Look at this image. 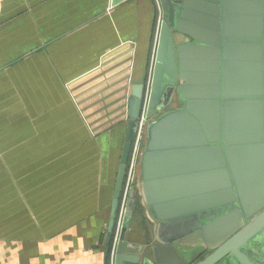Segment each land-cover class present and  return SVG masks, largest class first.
<instances>
[{
    "label": "crops",
    "instance_id": "1",
    "mask_svg": "<svg viewBox=\"0 0 264 264\" xmlns=\"http://www.w3.org/2000/svg\"><path fill=\"white\" fill-rule=\"evenodd\" d=\"M161 0H0V264H105ZM165 234L135 196L129 244Z\"/></svg>",
    "mask_w": 264,
    "mask_h": 264
},
{
    "label": "water",
    "instance_id": "2",
    "mask_svg": "<svg viewBox=\"0 0 264 264\" xmlns=\"http://www.w3.org/2000/svg\"><path fill=\"white\" fill-rule=\"evenodd\" d=\"M149 85L132 87L105 264L146 90L115 264H264V0H161ZM165 234L125 240L135 196Z\"/></svg>",
    "mask_w": 264,
    "mask_h": 264
},
{
    "label": "built area",
    "instance_id": "3",
    "mask_svg": "<svg viewBox=\"0 0 264 264\" xmlns=\"http://www.w3.org/2000/svg\"><path fill=\"white\" fill-rule=\"evenodd\" d=\"M158 1V0H156ZM163 21L162 19H159V26L161 25ZM150 81L147 83L149 85ZM148 97H149V90H146L143 107L141 111L140 118L137 122V130L132 146L130 161L128 165L127 175L124 183V188L121 194L118 213L116 217V223H115V229L112 236V242L110 245V252L108 255V264H115V257L117 254V247L121 239L122 231L124 228V221L126 217V212L130 200V194L134 187L135 183V172H136V166L138 163L139 153L143 145V132L145 124L148 120L147 117V106H148Z\"/></svg>",
    "mask_w": 264,
    "mask_h": 264
},
{
    "label": "rangeland",
    "instance_id": "4",
    "mask_svg": "<svg viewBox=\"0 0 264 264\" xmlns=\"http://www.w3.org/2000/svg\"><path fill=\"white\" fill-rule=\"evenodd\" d=\"M143 146V145H142Z\"/></svg>",
    "mask_w": 264,
    "mask_h": 264
}]
</instances>
